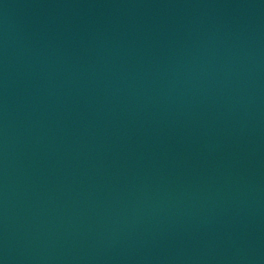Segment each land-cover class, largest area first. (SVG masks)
Masks as SVG:
<instances>
[{
    "label": "water",
    "instance_id": "water-1",
    "mask_svg": "<svg viewBox=\"0 0 264 264\" xmlns=\"http://www.w3.org/2000/svg\"><path fill=\"white\" fill-rule=\"evenodd\" d=\"M0 264H264V0H0Z\"/></svg>",
    "mask_w": 264,
    "mask_h": 264
}]
</instances>
